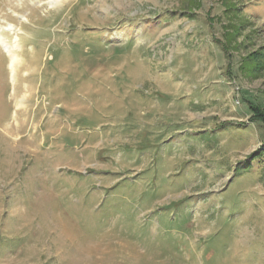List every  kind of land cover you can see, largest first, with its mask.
Returning a JSON list of instances; mask_svg holds the SVG:
<instances>
[{"label":"rangeland","instance_id":"rangeland-1","mask_svg":"<svg viewBox=\"0 0 264 264\" xmlns=\"http://www.w3.org/2000/svg\"><path fill=\"white\" fill-rule=\"evenodd\" d=\"M0 30V264H264V0H0Z\"/></svg>","mask_w":264,"mask_h":264},{"label":"bare ground","instance_id":"bare-ground-1","mask_svg":"<svg viewBox=\"0 0 264 264\" xmlns=\"http://www.w3.org/2000/svg\"><path fill=\"white\" fill-rule=\"evenodd\" d=\"M48 1L50 3H59L60 2V0H48ZM0 42L4 45L5 49L9 52V55H10L12 61L14 62L15 59H17V54L15 51H13V49L11 48V45H9V42L2 36L1 30H0ZM14 44H15V46H18L17 37L14 41ZM12 46H13V44H12Z\"/></svg>","mask_w":264,"mask_h":264},{"label":"trees","instance_id":"trees-1","mask_svg":"<svg viewBox=\"0 0 264 264\" xmlns=\"http://www.w3.org/2000/svg\"><path fill=\"white\" fill-rule=\"evenodd\" d=\"M223 47L225 49L226 52H228V48H227V45L226 44H223ZM260 120H262L261 122L264 123V120L262 118H259Z\"/></svg>","mask_w":264,"mask_h":264}]
</instances>
